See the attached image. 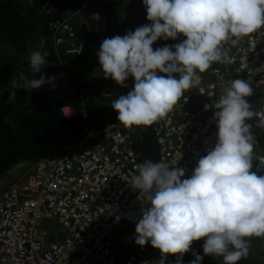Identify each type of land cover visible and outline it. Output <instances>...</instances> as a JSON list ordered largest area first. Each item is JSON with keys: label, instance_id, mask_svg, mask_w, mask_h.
Masks as SVG:
<instances>
[{"label": "clouds", "instance_id": "obj_1", "mask_svg": "<svg viewBox=\"0 0 264 264\" xmlns=\"http://www.w3.org/2000/svg\"><path fill=\"white\" fill-rule=\"evenodd\" d=\"M143 4L151 23L104 39L97 53L104 78L120 86L134 78L133 90L111 101L117 120L129 128L163 119L214 63L232 62L226 45L236 46L240 38L264 29V0H143ZM181 34L186 39L174 50L167 45L152 47L158 39L175 40ZM45 64L40 51L32 52L31 76L27 70L20 72L11 79V87L32 91L52 83L55 77L32 78ZM257 71H264V66ZM252 95L249 82L229 79L219 99L204 105L206 111L215 109L217 143L199 159L190 178L182 179L183 169L161 162L137 165L138 175L130 185L143 192L151 206L141 209L135 243L158 249L159 264H165L169 254H179L180 264L193 242L201 239L204 255L238 264L249 255L246 238L264 237V176L251 171L255 141L252 126L246 123L256 117L264 124V109L253 110L246 100ZM193 255L191 264H201L203 257Z\"/></svg>", "mask_w": 264, "mask_h": 264}, {"label": "built area", "instance_id": "obj_2", "mask_svg": "<svg viewBox=\"0 0 264 264\" xmlns=\"http://www.w3.org/2000/svg\"><path fill=\"white\" fill-rule=\"evenodd\" d=\"M70 20L51 25V40L55 48L66 44V53L77 55L83 45L74 40ZM226 47L232 62L214 63L203 73L206 81L198 85L202 110L188 112L189 98L183 96L167 116L151 125L158 147L156 162L183 169L182 179L191 177L199 159L217 143L215 109L206 111L204 105L219 99L222 92L216 89L225 86L227 74H234L230 80L249 82L253 93L264 94V71H257L264 66V29ZM65 76L66 69L60 66L50 77ZM116 96L117 92H107L102 98ZM62 111L67 118L86 116L75 98ZM117 115L114 110L107 122L84 123L64 147L33 164L13 168V179L0 193V264H159L158 249L135 243L141 209L151 206L143 192L130 185L139 164L133 143L144 126L125 127ZM246 123L252 126L254 153L261 147L264 124L256 117ZM253 153L252 161H264V155ZM54 223L64 230L61 237Z\"/></svg>", "mask_w": 264, "mask_h": 264}, {"label": "trees", "instance_id": "obj_3", "mask_svg": "<svg viewBox=\"0 0 264 264\" xmlns=\"http://www.w3.org/2000/svg\"><path fill=\"white\" fill-rule=\"evenodd\" d=\"M84 5H87L86 12L77 13ZM128 13L132 15L127 16ZM135 15H140L142 20L138 25H131V19ZM70 17L74 40L83 45L81 53L77 55L67 54L66 44L55 48L51 40V25ZM146 17L143 0H0V179L8 176L17 165L33 164L52 154L61 147L60 139L63 137L68 140L67 143L71 142L84 123L89 126L98 125L94 114L97 111L104 112L97 109L96 98L101 92L115 88L121 95H127L133 90L132 77L125 82L126 86L111 85L108 81L111 84L104 88L99 87L100 93L97 92L98 95L94 98L95 93H85L89 85L83 79L92 67L103 73L97 53L104 39L114 35L124 36L129 31L150 24ZM184 39L186 38L182 34L175 40L161 38L152 47L155 50L167 45L174 50V45ZM34 51L41 52L46 64L42 66L44 68L41 73L33 75V79H39L42 74L46 77L54 76L60 66L66 69V76L56 79L54 88L52 84L32 91L13 89L11 79L18 78L20 72L27 70L26 75L31 76L29 58ZM233 76L234 74H227L225 79L228 81ZM69 86L79 99L84 96L85 99L82 100L85 104L83 106L86 107L85 118L79 115L67 118L63 114L62 107L71 99V93L65 91ZM13 91L15 95H11ZM184 96L189 98L185 104L188 112L202 110L203 94L199 92L198 85L186 91ZM254 98H264V94L255 92L246 97V100L251 104ZM91 106H94L95 111L88 110ZM263 145L262 138L261 147ZM133 147L139 164L145 160H152L154 163L158 160V147L151 126L137 130ZM251 171L258 176H264V172L255 171L254 161ZM246 239L251 250L259 246L264 237L253 236ZM203 243L204 239L194 241L190 251L183 255L180 264H191L195 259L193 252L203 257L201 264H223L222 257L204 255ZM171 258V264H177L179 254L171 255ZM238 264L264 263L252 258L249 253L248 257L238 261Z\"/></svg>", "mask_w": 264, "mask_h": 264}, {"label": "rangeland", "instance_id": "obj_4", "mask_svg": "<svg viewBox=\"0 0 264 264\" xmlns=\"http://www.w3.org/2000/svg\"><path fill=\"white\" fill-rule=\"evenodd\" d=\"M85 76L86 77L83 80L89 85L88 89L85 90V93L86 94L89 92L95 93L96 95L94 98H96L98 93H100V91L98 89L99 87L104 88L105 86H108V84H111V83H112L111 85H118L111 78H107V79L104 78L103 77L104 73H100L99 71H97V68H95V67H92L91 71L86 73ZM108 81H110L111 83H109ZM221 89H223L222 86L218 87V90H221ZM65 91L70 92L71 93L70 97L77 99L78 105L80 107L84 108V110H85L86 107L83 106V105H85L83 103V100L85 99L84 96H83V98L79 99L71 86L67 87V90H65ZM107 92H117L118 96L103 99L102 95L107 93ZM120 95L121 94L118 91V89H115V88L111 91L108 90V91L101 92L97 96L98 98H96L97 102H98L97 109L103 110L104 112H106V114L104 112L102 113L101 111H97L94 114V118L96 120L98 119V121H100V122H107L108 120H110L114 116V110L111 107V101L114 99H117ZM88 104H90V103H88ZM251 105L253 106L254 111H261L262 109H264V98H259V99L254 98V100L251 101ZM103 107H104V109H103ZM94 109H95L94 106H91L88 110L90 111V110H94ZM86 116H87V114H86ZM263 140H264V134H263ZM60 141L62 142L61 147H64V144H66L68 140L65 137H63L62 139H60ZM253 155H255V157L263 156L264 155V145L262 147H260L258 151H254ZM12 179H13V175L11 174V172H9L8 176L5 175L2 179H0V193L3 192L8 187L10 180H12ZM45 223H46V225L48 224L47 221H45ZM54 228H55V231L58 233L59 237L64 235V230L58 224L54 223ZM249 253L251 254L252 258L258 259L260 262L264 263V240L259 244V246H255L253 249H251L249 251Z\"/></svg>", "mask_w": 264, "mask_h": 264}, {"label": "crops", "instance_id": "obj_5", "mask_svg": "<svg viewBox=\"0 0 264 264\" xmlns=\"http://www.w3.org/2000/svg\"><path fill=\"white\" fill-rule=\"evenodd\" d=\"M102 1H105V0H102ZM87 8V5L86 6H84L82 9H81V12H80V14H84L85 12H86V9ZM131 16L132 14L130 13H128V15L127 16ZM142 20V17L140 16V15H135V16H133L132 17V19H131V25L132 24H135V25H138L139 23H140V21ZM222 90L223 89H221V90H219V92H222Z\"/></svg>", "mask_w": 264, "mask_h": 264}, {"label": "water", "instance_id": "obj_6", "mask_svg": "<svg viewBox=\"0 0 264 264\" xmlns=\"http://www.w3.org/2000/svg\"><path fill=\"white\" fill-rule=\"evenodd\" d=\"M255 171L262 173L264 172V161H256L255 162ZM160 261V259H158V262ZM172 262V258L169 257L166 261L165 264H171Z\"/></svg>", "mask_w": 264, "mask_h": 264}, {"label": "flooded vegetation", "instance_id": "obj_7", "mask_svg": "<svg viewBox=\"0 0 264 264\" xmlns=\"http://www.w3.org/2000/svg\"><path fill=\"white\" fill-rule=\"evenodd\" d=\"M201 81L205 82L206 79L205 78H202ZM218 91V88L216 89V92Z\"/></svg>", "mask_w": 264, "mask_h": 264}]
</instances>
